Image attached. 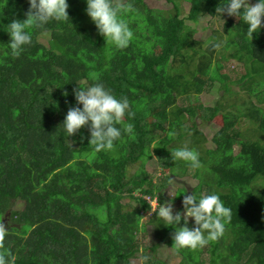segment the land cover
<instances>
[{
  "label": "trees",
  "instance_id": "obj_1",
  "mask_svg": "<svg viewBox=\"0 0 264 264\" xmlns=\"http://www.w3.org/2000/svg\"><path fill=\"white\" fill-rule=\"evenodd\" d=\"M164 1L165 10L149 8L144 0H125L135 9L123 16L133 38L119 49L99 33L86 0H66L69 21L59 30L26 29L32 42L14 57L8 24L26 19L30 5L28 0H0V216L8 228L5 248L15 264H133L142 255L151 264H167L166 258L155 259L162 246L180 258L177 264H264V26L250 41L242 13H216L229 0H189L187 13L181 0ZM205 16H219L221 29L200 40L191 24ZM215 42L222 47L214 49ZM215 57L242 64L244 72L230 84L244 82L243 109L223 113L220 103L212 108L179 105L216 77L223 83L219 88L230 93L227 77L219 75L222 64H212ZM97 82L117 98L127 97L135 113L124 117L133 133H124L112 151L97 152L89 145L88 126L71 136L63 126L69 107L82 108L73 90ZM201 110L209 118L222 113L210 148L197 128ZM244 120L254 126L246 137L237 128ZM168 121L180 122L174 139L161 133ZM255 133L258 138L251 139ZM185 144L202 152L200 168L171 158ZM226 149H237L234 167L218 164ZM153 156L168 171L157 185L144 168ZM138 162L140 168L127 178L128 168ZM30 169H54L56 185L32 189ZM188 173L202 188L200 194L196 188L191 192L218 194L232 217L219 239L177 250L172 236L183 219L168 226L151 213L149 202H179L183 212V198L191 192L180 186L166 197L162 188L171 177ZM194 226L189 217L188 227ZM149 232L158 242L142 246L140 236Z\"/></svg>",
  "mask_w": 264,
  "mask_h": 264
},
{
  "label": "clouds",
  "instance_id": "obj_2",
  "mask_svg": "<svg viewBox=\"0 0 264 264\" xmlns=\"http://www.w3.org/2000/svg\"><path fill=\"white\" fill-rule=\"evenodd\" d=\"M29 9L26 12V19L23 21L12 20L8 24L10 35L9 47L14 57H19L23 46L31 44V34L26 31L28 28H42L50 20L69 21L66 0H28ZM87 15L94 22L99 33L105 41L112 43L119 49L128 47L133 38V31L129 27L125 13L134 11L131 3L125 0H86ZM242 10V11H241ZM216 13H226L228 16L242 18L247 25V36L251 41L253 33L258 32L264 26V0H258L255 4H249L248 0H229L226 5L218 6ZM226 37V35H225ZM214 49L222 47L221 42L212 44ZM98 79V78H97ZM75 100L81 107H69L63 121V126L69 136L76 134L81 128L88 126L90 132L89 145L94 146L95 151H112L115 148L114 142L121 139L124 133H133L134 126L131 123H124V117H134L135 113L130 112V103L127 97L117 98L110 89L105 88L102 83L73 90ZM63 95L67 96V92ZM117 125H122L118 127ZM169 135H175L174 132ZM152 148H156L153 146ZM171 158L189 162L194 169L202 165L199 160V153L185 144L183 147L171 152ZM171 183V181H169ZM150 203V202H149ZM155 203V202H154ZM183 212L176 211L173 214L171 200L156 204L152 207L151 213L161 218L166 225H178L183 219V226L175 227L172 236L173 246L177 250L189 248L195 250L206 246L210 241H215L223 236L226 225L230 223L232 210L224 205L218 194H203L199 197L193 191L184 196ZM189 217L193 218L195 226L188 227ZM8 235V228L3 223V216H0V264H15L16 257L5 248V238ZM148 257L141 256V264Z\"/></svg>",
  "mask_w": 264,
  "mask_h": 264
},
{
  "label": "rangeland",
  "instance_id": "obj_3",
  "mask_svg": "<svg viewBox=\"0 0 264 264\" xmlns=\"http://www.w3.org/2000/svg\"><path fill=\"white\" fill-rule=\"evenodd\" d=\"M144 2L149 8H152V9H162V10L167 9V5L164 0H144ZM248 3L255 4L250 1H248ZM189 4H190L189 0H181V7L183 8L184 13L188 12ZM221 23L222 21H220L219 16H216L215 18L205 16V17H201V19L196 25L191 24V26L195 29V35H194L195 38L200 39V40H207V37H209V34L212 30L221 29ZM63 25H64V21L50 20L42 28H37V31L41 32L42 30L43 31L59 30L62 28ZM202 46H206V45L203 44ZM225 55L227 56L228 53H225ZM215 61H219L222 64V67L219 69V75L227 77L226 78L227 80L225 79V83L228 84L230 93L227 94L224 92V90L219 88L223 83L221 84L216 77L215 80L205 82L204 86L202 87L201 91L198 94L195 93L190 96H185L181 100H179L178 102L179 105L195 106L197 104H201L203 108H212L217 103H220L221 105L225 106L223 113L229 112V111L234 113L239 107L243 109V107L245 106V103L247 102L246 101L247 91L243 87L244 82L237 83V84L236 83L230 84V81H234L238 79L239 76L244 72L242 64L230 58H228L227 60H222L219 57H215L212 59L213 65L215 64ZM194 65H195V62H194ZM196 75L204 77V75H202L199 72H197ZM253 101H255L254 97H253ZM241 105L243 107H241ZM207 114L208 113H205L203 110L198 111L196 115L197 116L196 123H197L198 130H200L206 138V142H207L206 147L210 148L212 147L211 138L220 129L222 125V117H221L222 113L218 112L217 116H215L214 118H209ZM160 128L162 131L161 133L171 139L176 138L177 134L181 132L179 121H173V122L168 121L167 123H165L164 126H161ZM237 128L241 131V134L244 137H246L247 134L248 135L252 134V129L254 128V126L244 120L241 124H238ZM172 132L175 133L174 136L169 135V133H172ZM257 138H258V134L255 133L254 135H252L251 139L256 140ZM236 151L237 149H234V150L226 149L225 151L221 152V155L218 157V164L225 165L228 167H234L236 165V159L234 157ZM197 152L199 153V157H200L202 152L201 151H197ZM101 162L102 163L98 164L99 167L101 166L103 167L105 165L103 161ZM62 165L63 164H60L54 169L61 167ZM138 168H140L139 162L132 165L130 168H128V171L126 174L127 178L133 177L134 173L138 170ZM144 168L147 171L149 178L152 179L154 185H157L161 181H163L164 176L168 174V171L164 170L160 166L155 156H153V159L147 160L145 162ZM54 169H49L44 172L30 169L27 172V176L31 183L32 189L43 186L44 184L49 187L56 185L54 175H53ZM171 178H172L170 180L171 183H169L168 185L162 188V192L164 193L166 197H173L175 190L179 188L180 186L186 187L188 193L191 192L192 188H196V191L198 194L202 193L201 186L197 183V180L191 177L190 173H188V176L186 178H180V179H175L174 177H171ZM154 202L156 204V199H154ZM173 210H175V212L182 211L179 202H176L175 204H173ZM143 219L145 220V217ZM140 242L142 246H145L147 244L154 245L155 243L158 242V237L154 236L153 233L151 232L145 235L141 234ZM92 251H96L95 242H92ZM158 258H162V259L166 258L167 264H177L180 259L176 255H174V252L166 246H162L159 248L157 257L155 259H158ZM132 262L133 264H141L140 258L133 260ZM143 264H151V263H149L148 261L147 262L144 261Z\"/></svg>",
  "mask_w": 264,
  "mask_h": 264
},
{
  "label": "built area",
  "instance_id": "obj_4",
  "mask_svg": "<svg viewBox=\"0 0 264 264\" xmlns=\"http://www.w3.org/2000/svg\"><path fill=\"white\" fill-rule=\"evenodd\" d=\"M148 200H149V198H148ZM153 203H154V200L150 202V204H151L152 206L155 205V203H154V204H153Z\"/></svg>",
  "mask_w": 264,
  "mask_h": 264
}]
</instances>
